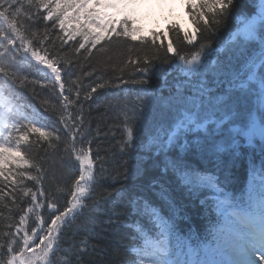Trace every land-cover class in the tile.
Segmentation results:
<instances>
[{
  "label": "snow or ice",
  "instance_id": "1",
  "mask_svg": "<svg viewBox=\"0 0 264 264\" xmlns=\"http://www.w3.org/2000/svg\"><path fill=\"white\" fill-rule=\"evenodd\" d=\"M183 2L192 24L195 25L193 31L183 33V42L192 46L186 54H181L175 44V41L180 39V31L175 24L168 29V32L173 33L172 39L163 32H154L149 37H144L138 35L139 29L132 25L128 16L123 20H116L107 13L97 11L112 9L120 13L123 7L127 6L126 0H26L27 11H22L25 7L24 0H0V177L4 180L11 179L13 185L12 193L6 194L3 188H0V205L7 207L4 204L6 195L11 196L12 202L15 203L13 193L16 186L23 183L24 178L33 181L34 186L42 184L44 177L40 165L31 163L22 151V146L30 145V137L33 134H38L35 137L37 145L44 141L51 146L53 139L56 141L61 139L58 133L64 132L71 141L70 147H66L65 150L74 155L75 160L79 162V176L74 180L64 206H59L58 202L54 201L40 203L38 197H45L42 187L35 192L29 187L21 189L24 196H30L29 203L32 206L26 210L21 209L24 215L20 216V226L16 229L17 235L20 232L24 234L22 248L19 250L14 248L18 243L15 239L3 241V237L12 235L11 232L0 233V252L6 246L7 264H82L85 252L74 244L68 249L61 248V236L65 235L66 229L72 228L78 218L85 215L86 210L89 224L95 225L98 220L95 212L99 210V205L89 208L86 203L92 199L98 184L93 171L95 162L90 147L92 141L88 140L87 148H76L78 138L81 143L85 140V136L81 134L83 129L81 116L77 115L71 119L61 114L56 123L63 125V128L53 125L51 130H46L43 124L37 126L39 121L35 112L31 116L25 114L22 105L13 103L5 95V90L12 89L17 83L21 87L25 85L27 76L22 75L25 65L31 67L35 61L37 66H43L41 71L50 70L51 76L59 86L58 95L62 98L60 103L64 110L74 102H79L78 90L75 93V101L70 99V95H65V84L61 79V68L57 66L56 58L49 59L48 55H41L42 49L47 51L43 47L45 40L49 39L47 34L39 40L35 39L39 35L38 32H28L26 35L24 22L18 19L23 16L33 24L39 22L34 16L43 21H55L60 30L71 39L72 33L65 28V22L69 18L66 14L68 7H75L77 11L83 8L91 9L85 14V23L92 26V30L82 32L85 40L79 44L77 53L84 49L91 55V50L104 40L109 43L113 40L123 41L125 45H130L127 51L129 53L135 51L137 55L135 58L129 55L127 60L122 61L123 67L120 71L123 72L131 66L134 71L147 74L152 70L153 62L160 59L162 52L164 63L169 64L170 71L178 68L182 75L189 78L206 74L209 69L217 78L223 75L228 88L223 95L214 97V100L215 106L223 108L226 114L231 111V103L243 101L245 105V120L241 126L229 129L221 142L213 139L209 148L199 139L189 141L187 137L190 133L203 131L210 134L208 125L211 121L201 112L207 93L201 87L198 96L188 98V105L181 109L169 128L158 127L156 134L149 137L150 142L165 155L172 149H178L180 153L195 150L202 154L211 150V154L217 157L215 161L217 172L201 171L187 163L183 155L168 160L165 172L171 170L176 187L187 198L194 196L199 198L205 193L208 194L202 204H209L211 210L217 213L219 228L213 232V240L202 247L193 246L182 240L175 229L178 208L173 194L175 189L172 185L160 184L155 192L159 204L151 195L134 197L123 204V211L117 212L113 209L106 212L107 220L101 222L109 227H115L122 221L136 217L134 222L124 224V227L134 233L132 241L127 246L132 258L126 264H257L254 260L241 262L228 259L238 247L249 242V237L253 241L251 249L253 254L254 244L258 242L264 255V160L261 161V166L250 164L248 187L239 196L228 191V177L225 176L221 180L217 174L222 164L225 168L227 166V162L223 161L221 156H233L240 148V140L246 141L249 146L258 140L264 156V0H252L256 11L251 14L236 11L242 0H183ZM32 8L36 9L35 13L31 12ZM41 10L47 14L43 15ZM233 15L236 17L237 27L230 32L228 40L219 49H213L207 43H200V37L204 33H213ZM96 29L100 31L97 32ZM89 38L91 48H86ZM140 52L144 53L143 56L139 54ZM213 54L218 57L222 55L226 59L210 60L209 57ZM127 82L122 80V83ZM133 83L143 85L147 84L148 80L141 79ZM104 87L103 83L96 84L86 95L85 100L92 99V93H95L97 88ZM133 115L135 116V113ZM139 116L145 125L151 123L150 114L147 112L141 111ZM127 118L125 114V119ZM127 136L128 142H131L133 133L130 127L127 128ZM13 160L17 162V166L35 168L37 174L20 172L17 175L11 173L6 175L4 165ZM153 188L157 189V185L154 184ZM41 207L50 210L48 220L37 216L34 221L36 227L31 228L30 236L24 227L28 215ZM90 231H94V228ZM33 238L39 243H35ZM82 243L86 245L87 242ZM58 251L63 255L57 257ZM0 264H3L2 260Z\"/></svg>",
  "mask_w": 264,
  "mask_h": 264
},
{
  "label": "trees",
  "instance_id": "2",
  "mask_svg": "<svg viewBox=\"0 0 264 264\" xmlns=\"http://www.w3.org/2000/svg\"><path fill=\"white\" fill-rule=\"evenodd\" d=\"M171 1L172 9L178 17L176 21L167 22L164 26L158 22L154 23L148 34L144 33L140 23L134 24L131 20L130 22L139 29L138 35L140 36L149 37L154 32H163L167 33L169 39L173 38V33L168 32V29L173 24L177 25L180 39L175 41V44L181 54H186L192 46L183 42V33L193 31L195 25L191 22L183 0ZM24 3L25 7L22 11H27L26 0ZM90 10V8H83L77 11L75 7L66 8L69 18L65 22V28L72 33L71 39L60 30L55 21H43L39 20L38 16H34V19L39 22L33 24L23 16L18 18L24 22L25 29H27L26 35L28 32H38L39 35L35 39L39 40L47 34L49 39L45 40L43 46L47 51L42 49L41 55H48L49 59L56 58L57 66L61 68V79L65 84V95H70V99L75 101V93L78 90L80 92L79 102H74L67 110H64L60 103L62 98L58 95L59 86L51 76L50 70L41 71L42 66H37L35 61L32 62L31 67L25 65L22 75H26L27 80L23 87L17 83L12 89L5 90V95L13 103L23 106L25 114L31 116L35 112L39 121L37 126L43 124L46 130H51L53 125L63 128V125L56 123L61 114L71 119L80 115L83 120L81 134L85 136V140L81 143L78 138L76 148H87L88 140L92 141L90 147L95 162L93 171L98 184L92 199L86 203L89 208L99 205V210L95 212L98 220L95 225L89 224L86 210L85 215L78 218L72 228L66 229L65 235L61 236V248L68 249L74 244L84 251L82 264H126L132 258L127 246L132 241L134 233L131 229L124 227V224L134 222L136 217L122 221L115 227H109L101 222L107 220L106 212L113 209L117 212L123 211V204L134 197L151 195L159 204L155 192L160 184L172 185L175 189L173 194L178 205L175 215L177 235L182 240L194 244L213 240L212 234L216 231L218 217L209 204H202L208 194L205 193L199 198L195 196L187 198L182 195L181 190L176 187L175 177L171 170L165 172V164L177 155H183L186 162L193 167L201 171L217 172L215 167L217 157L211 154V150L202 154L195 150L180 153L178 149H172L165 155L164 152L158 151L156 145L150 142L149 137L156 134L158 127L169 128L181 109L188 105V98L198 96V90L202 87L207 95L204 97L201 112L211 121L208 125L210 134L203 131L194 132L190 133L187 138L189 141L199 139L201 143L207 144L210 148L213 139L221 142L227 136L229 129H233L235 125L245 120L243 101L230 102L231 111L226 114L223 108L215 106L214 100V97L223 95L228 88L223 75L217 78L216 74L209 69L206 74L202 73L200 76L189 78L182 75L178 68L170 71L169 64L164 63L162 52L160 59L153 62V68L147 74L136 72L131 66L123 72L120 71L123 67L122 61L127 60L129 55L133 58L137 55L135 51L129 53L127 47L130 45H125L123 41L113 40L109 43L104 40L91 50V55L84 49L77 53L76 49L79 44L85 40L82 32L92 30V26L85 23V14ZM97 11L104 13V9H97ZM236 11L251 14L256 9L253 7L252 0H242V3L237 5ZM31 12L35 13L36 9L32 8ZM41 12L43 15L47 14L43 10ZM111 17L119 20L114 14ZM236 27L237 20L233 15L213 33H204L200 37V43H207L213 49H219ZM96 31L100 30L96 29ZM86 48H91L90 38L89 43H86ZM139 54L143 56L144 53ZM209 59L226 58L213 54ZM141 79H147L148 83L143 85L133 83ZM122 80L128 82L122 83ZM98 83H103L105 87L97 88V91L92 93V99L85 100L91 88ZM141 111L150 114V124L145 125L141 122L139 116ZM125 114H127V120ZM129 127L133 133L131 142H128L127 136ZM36 135L38 134L30 137V145L22 146V151L31 163L40 165L44 177L42 184L34 186L33 181L24 178L23 183L18 184L13 193L15 203L12 202L11 196L6 195L4 204L7 207L0 205V212H2L0 233H12L11 236L3 237V241L15 239L18 243L14 245V248L17 250L23 247V232L16 234V229L20 226V216L24 215L21 209L26 210L32 206L29 203L30 196H24L21 189L29 187L35 192L42 187L45 197H38L40 203L54 201L58 202L59 206H64L65 198L70 194L72 184L79 176V162L75 160L74 155L65 150L66 147H70L71 141L64 132L58 133L61 139L59 141L53 139L51 146L44 141H40L37 145ZM239 143L240 148L233 156H221V159L227 162V166L225 168L222 164L221 170L217 173L221 180L225 176L228 177V191L235 196H239L247 188L250 164L261 166V161L264 160L258 140L252 146H247L244 140H240ZM4 167L7 170L6 175L9 173L17 175L20 172L37 174L35 168L17 166L14 160L5 164ZM154 184L157 185V189L153 188ZM0 188H3L6 194L12 193L11 179L4 180L0 177ZM38 213L48 220L50 210L41 207L28 215L27 224L24 227L30 236L31 228L36 227L34 221ZM167 214V209H165V215ZM93 228L94 231H90ZM82 241H86V245ZM29 246H32V242ZM56 255L60 257L63 253L58 251ZM7 259L5 246V249L0 252V260L3 264H7Z\"/></svg>",
  "mask_w": 264,
  "mask_h": 264
},
{
  "label": "rangeland",
  "instance_id": "3",
  "mask_svg": "<svg viewBox=\"0 0 264 264\" xmlns=\"http://www.w3.org/2000/svg\"><path fill=\"white\" fill-rule=\"evenodd\" d=\"M126 3L127 6L123 7L120 13H116L112 9H108V12L113 11L119 17L128 16L133 21L140 23L145 34L148 33L154 23L158 22L161 26H164L168 21H175L178 18L172 9L173 4L170 0H126ZM40 215L41 213L37 214V216ZM248 240V243L238 247L228 259L241 262L254 260L257 264H264V255H262L260 248L254 244L255 251L253 254L251 250L253 242L250 238Z\"/></svg>",
  "mask_w": 264,
  "mask_h": 264
}]
</instances>
